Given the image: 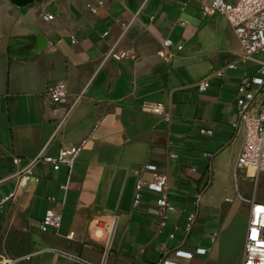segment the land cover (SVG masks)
Segmentation results:
<instances>
[{
  "label": "crops",
  "instance_id": "obj_1",
  "mask_svg": "<svg viewBox=\"0 0 264 264\" xmlns=\"http://www.w3.org/2000/svg\"><path fill=\"white\" fill-rule=\"evenodd\" d=\"M102 1L0 0V199L15 188L14 156L25 163L44 147L56 154L91 135L70 172L39 163L40 181L0 207V264H158L175 259L177 248L198 247L207 252L178 260L241 264L246 199L264 200V175L237 168L242 138L233 137L232 123L244 71L253 74L256 64L241 62L243 48L227 19L204 16L192 0ZM45 13L54 18L44 20ZM164 38L173 41L171 60L158 53ZM111 47L127 56L106 57ZM203 78L210 85L200 91ZM60 81L69 101L84 92L69 111L47 95ZM145 102L163 103L171 121ZM145 164L168 176L173 209L164 226L158 193L144 188L141 204L132 206L137 178L153 175ZM48 208L62 215L58 230L39 228ZM114 216L104 246L91 227Z\"/></svg>",
  "mask_w": 264,
  "mask_h": 264
},
{
  "label": "built area",
  "instance_id": "obj_2",
  "mask_svg": "<svg viewBox=\"0 0 264 264\" xmlns=\"http://www.w3.org/2000/svg\"><path fill=\"white\" fill-rule=\"evenodd\" d=\"M199 4L200 11L204 16L215 14L223 15L229 24L233 27L242 45L243 51L240 54V60L246 64L252 62L256 64V70L249 74L245 69L243 78L238 86V95L235 99L237 108L236 119L232 123L233 137L242 138V146L237 156L236 166L239 169H249L254 171L252 177L258 178L264 175V0H212L210 3H203V0H192ZM103 4L102 0L98 2ZM92 12L96 8L88 5ZM42 18L46 21L54 18L53 14L45 13ZM185 24L186 22H182ZM124 34L128 28V23L123 22ZM173 41L170 38H164L161 41V47L158 51L159 56L164 60H171L175 52L171 49ZM182 46H178L181 49ZM116 59H123L127 56L125 51L116 50L111 47L105 54ZM234 64L230 63L227 68H233ZM223 69L217 70V77L223 76ZM210 85L209 78H203L198 82V89L204 91ZM47 95L54 103L69 104L68 111L73 108L83 97L84 92L75 94L72 101L68 100V89L65 82L60 81L50 86ZM145 109H152L162 114L163 119L171 121V114L165 110L163 103L143 104ZM204 134H212V130L202 129ZM91 135L82 138L78 143L62 147L56 154H47L45 147L32 158H28L25 163L19 156L13 157L15 171L12 177L15 180V188L7 196L0 199V207L11 203L18 195V192L24 193L30 183H38L40 177L34 173V167L39 164H47L53 170H59L66 167L69 172L75 165L76 161ZM145 171L153 172L151 178L139 176L135 183L134 197L132 206L138 207L142 202L144 188L159 194L157 198L156 213L160 216L162 226L166 224L167 211L173 209L168 200V176L164 172L158 171L155 164H145ZM139 174V169L134 170ZM67 184H62V189H67ZM241 197V196H240ZM48 200L55 201L54 197L49 196ZM250 203L249 219L245 234V243L241 264H264V200L257 199L254 195L246 199ZM197 212L188 215L185 223L186 234H189L197 220ZM118 216L103 222H97L91 227L92 238L103 240L104 246H109L114 233ZM62 224V215L53 208H48L44 214L39 228L47 231L50 228L58 230ZM74 233L70 232L68 236L73 237ZM173 237V235H171ZM207 248L198 247L195 251L177 248L172 254L175 259L165 257L158 264H185L178 259H192L195 253L205 254ZM80 261V258H76ZM101 264H104L102 262Z\"/></svg>",
  "mask_w": 264,
  "mask_h": 264
},
{
  "label": "rangeland",
  "instance_id": "obj_3",
  "mask_svg": "<svg viewBox=\"0 0 264 264\" xmlns=\"http://www.w3.org/2000/svg\"><path fill=\"white\" fill-rule=\"evenodd\" d=\"M251 174H253V171H249ZM261 191L263 190L264 191V176H261Z\"/></svg>",
  "mask_w": 264,
  "mask_h": 264
},
{
  "label": "bare ground",
  "instance_id": "obj_4",
  "mask_svg": "<svg viewBox=\"0 0 264 264\" xmlns=\"http://www.w3.org/2000/svg\"><path fill=\"white\" fill-rule=\"evenodd\" d=\"M250 170L253 171L252 169H249L248 172H249ZM253 173H254V171H253ZM251 175H253V174H251Z\"/></svg>",
  "mask_w": 264,
  "mask_h": 264
},
{
  "label": "water",
  "instance_id": "obj_5",
  "mask_svg": "<svg viewBox=\"0 0 264 264\" xmlns=\"http://www.w3.org/2000/svg\"><path fill=\"white\" fill-rule=\"evenodd\" d=\"M21 1H23V0H21Z\"/></svg>",
  "mask_w": 264,
  "mask_h": 264
}]
</instances>
